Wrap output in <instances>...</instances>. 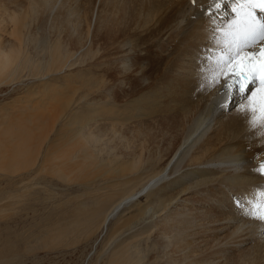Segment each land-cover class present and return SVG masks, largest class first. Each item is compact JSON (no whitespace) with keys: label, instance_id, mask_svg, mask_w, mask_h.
I'll list each match as a JSON object with an SVG mask.
<instances>
[{"label":"bare ground","instance_id":"bare-ground-1","mask_svg":"<svg viewBox=\"0 0 264 264\" xmlns=\"http://www.w3.org/2000/svg\"><path fill=\"white\" fill-rule=\"evenodd\" d=\"M237 1L0 0V86L24 85L0 102V225L35 189L49 202L30 211L54 207L44 243L85 224L86 240L112 243L107 264H131L142 246L155 247L145 264H264V221L242 211L264 199V128L238 111L259 85L209 86L207 57L224 50L218 29ZM58 17L64 41L50 21L48 60L15 74L25 33Z\"/></svg>","mask_w":264,"mask_h":264},{"label":"rangeland","instance_id":"rangeland-1","mask_svg":"<svg viewBox=\"0 0 264 264\" xmlns=\"http://www.w3.org/2000/svg\"><path fill=\"white\" fill-rule=\"evenodd\" d=\"M62 18V17H61ZM54 19V18H53ZM53 19H51V20H46V23H45V25H44V23L42 24L43 26H41L40 25V23H38V20H37V23H34V25H32V27L28 30L29 32H26L25 33V36H24V40L25 41H23V43H24V49H22L21 50V52H22V55H21V52H20V54L18 55V62L19 61H24V60H26L27 62H26V64L27 65H25L23 62H19V65L18 66H15V68H16V71L14 72V71H12V72H14L15 74L17 73V75H21V73H22V71L20 70L21 68L24 70L25 69V66H29L30 68H31V71L32 70H34V65L33 64H38V61H40V62H46L47 60H48V57H49V55H50V51H51V49H52V47H51V44L52 43H49V42H52L53 40V38L54 37H56V35H55V33H54V31H56V29L58 30V31H60V29H61V26H59V25H61V24H64L63 23V21H62V23H60L61 22V19H60V17H58V19L59 20H56V21H53ZM55 19H57V18H55ZM63 20V19H62ZM50 21H52L51 23H50ZM58 21H60V22H58ZM54 23V24H53ZM57 23V27L55 26V24ZM59 23V24H58ZM48 24V25H47ZM49 24H51V26L53 25V27H55L54 29H50V28H52L51 26H49ZM38 27L40 28L39 30H38ZM43 29H42V28ZM64 27V26H63ZM63 27H62V30H63ZM46 29V30H45ZM67 28H65L64 29V31H60V36L58 35V33L59 32H57L56 34L59 36V37H57V38H59L61 41H64V39H62L63 38V35L64 36H66V32L68 33L69 31L68 30H66ZM47 30H49V31H47ZM51 30H54L53 31V33H54V35H53V33L51 32ZM49 32H51L52 33V35H49V34H51V33H49ZM61 32H64V33H61ZM48 33V34H47ZM62 34V35H61ZM41 35V36H40ZM48 36V37H47ZM62 36V37H61ZM50 37H51V39H50ZM50 40V41H48V39ZM65 38V37H64ZM52 40V41H51ZM36 42V43H35ZM48 42V44H46ZM65 43H67L66 42V40H65ZM45 45H47V46H45ZM49 45V46H48ZM36 46V47H35ZM44 46L45 47H47V48H45L44 49ZM48 47H50L51 49L49 50V48ZM43 49V50H42ZM48 49V50H47ZM34 51H35V53H34ZM47 51H49V53L47 52ZM43 52V53H42ZM31 53V54H30ZM44 53H46V54H44ZM47 55V56H46ZM43 56H44V58H43ZM26 57V58H25ZM42 58V59H41ZM31 60V61H30ZM44 60V61H43ZM22 63V64H21ZM22 66H21V65ZM25 66H24V65ZM44 64V63H43ZM32 66H33V69H32ZM24 67V68H23ZM29 67H27V69L26 70H24L23 71V73H22V75L24 74V75H31L33 72H31V71H29L30 70V68ZM19 68V69H18ZM15 70V69H14ZM17 70H19L21 73L19 74V71H17ZM35 71V70H34ZM29 72H31V73H29ZM29 73V74H28ZM15 74H13L12 73V77H17ZM12 77H10V78H12ZM19 77V76H18ZM16 79V78H15ZM14 80V79H13ZM8 81V80H7ZM14 81H16V80H14ZM9 82V81H8ZM8 82H6V85H8ZM12 82V80H10V82H9V89H10V92H9V94L7 95V96H5V98L3 97V99L0 101V102H2L4 99H5V101L6 102H11L12 101V99L13 100H15V98L14 97H17L18 98V94L17 93H19L20 92V90H18V86H19V88H20V86L21 85H17V84H15V86L14 85H12L13 84V82ZM11 83V84H10ZM10 85H12L11 87H10ZM17 85V86H16ZM8 86H2L3 87V89L5 88H8ZM22 86H24V85H22ZM21 86V87H22ZM1 87V86H0ZM1 87V88H2ZM14 87V88H13ZM11 88H13L12 90H11ZM32 88V89H31ZM31 88H29V95H30V97L31 96H38V90H36V88H38V87H31ZM16 90V91H15ZM36 90V91H35ZM32 93V94H31ZM13 95V96H12ZM29 97V98H30ZM16 98V99H17ZM20 100H22V99H20ZM32 100H36L35 98L34 99H32ZM114 144V146H116L115 145V143L116 142H113ZM117 147V146H116ZM115 148V147H114ZM116 149V148H115ZM117 149H119L120 150V148L119 147H117ZM40 191L41 190H35V189H33V191H31L30 192V196L29 197H31L30 199H28V201L30 202L29 204H31L32 206H38V204H40V203H42L43 204V202H45V204L44 205H46V204H48V197H47V194L44 192V193H42L41 192V194H40ZM33 192V193H32ZM36 194H35V193ZM37 192H39V193H37ZM80 193V192H79ZM35 194V195H34ZM40 194V195H39ZM46 195V196H45ZM59 195V193L57 194V196ZM38 196H39V198H38ZM89 196V195H88ZM82 197H85L84 195L82 196ZM36 198V199H35ZM45 198V201H43V199ZM38 199L40 200V201H38ZM34 200V201H33ZM38 203H37V202ZM42 201V202H41ZM48 201V202H47ZM67 201V200H66ZM33 202V203H32ZM35 202V203H34ZM69 202V201H68ZM18 204V203H17ZM29 204H27V206L26 205H24V204H22L21 205V207H23V205H24V208H22V209H24V210H27V211H24L23 212V210L21 209V212H20V215H19V217L20 218H17V215H12L11 216V219H10V221H11V224H10V222H9V226H7V228H5L4 226H2V225H0V227L2 228H0L1 230H0V246L1 247H4V246H7L9 243H10V241L12 242V244H13V248H12V250L11 251H13L12 253V255H14L13 256V258H11V257H8L7 256V259L8 260H5V261H0V264H7V262H8V264H107V262H108V260H110L108 257H106L107 255L106 254H108V252H109V249H110V245L112 244V243H107L105 246H104V248L103 247H100L99 246V244H98V242L97 241H95L93 238H91V240L89 241V240H86L87 238H86V235L85 234H82V235H80V233H78L79 231H80V229H79V227H85V224H83V226H81V225H79L78 226V224L76 225V227H73V230H71L70 231V234H72V235H70V234H67V235H69V240H68V236H66V235H64L63 236V238H60L58 241H56L55 242V240H54V242L56 243H53V241H52V243L51 242H46V243H44V240H43V238H41L43 235H44V230H48V227L50 226H48L47 227V229H45V226H46V222H48V220L47 219H44V218H49L48 216H53V213H51V212H53L54 211V207H45V209L46 210H42L43 212H41V210L40 209H36V211L34 210V212L33 211H30L29 209H31V205H29ZM19 205H20V203H19ZM19 205L18 206H16V207H19ZM66 205V203L64 204V206ZM27 208H26V207ZM35 206V207H36ZM41 206H43V205H39V207H41ZM63 206V205H62ZM49 209V211H47ZM53 209V210H52ZM29 210V211H28ZM40 212V214H39V212ZM6 212H8L7 213V215H9L10 214V212L9 211H4V213H5V215H6ZM4 213L2 214V212L0 213L2 216H0V218L2 217V218H4L3 216H5L4 215ZM22 213V214H21ZM33 213H34V215H33ZM45 213V214H44ZM47 213V214H46ZM35 214H38V215H35ZM49 214V215H48ZM22 215V216H21ZM46 215H48V216H46ZM31 217V218H30ZM35 217V218H34ZM42 217V218H41ZM1 218V219H2ZM10 218V217H9ZM26 218V219H25ZM37 218V219H36ZM21 219V221L22 222H20L19 220ZM31 219V220H30ZM34 221H33V220ZM46 222H45V221ZM5 221V220H4ZM40 221V222H39ZM29 222V223H28ZM34 222H36V223H34ZM45 222V223H44ZM15 224H17V225H15ZM10 225H11V228H10ZM29 226V227H28ZM32 226V227H31ZM37 226V229H32V228H35V227ZM78 226V227H77ZM3 228H5V230H3ZM10 228V229H9ZM41 228V229H40ZM50 228V227H49ZM7 229V230H6ZM40 230V232H39V230ZM4 232H3V231ZM9 230H10V232H9ZM77 230V231H76ZM6 231H8V232H6ZM43 231V232H42ZM75 231L77 232V233H75ZM6 232V233H5ZM23 232V233H22ZM39 234V235H37V234ZM42 235H41V234ZM68 233V232H67ZM12 234V235H11ZM34 234H36V235H34ZM85 235V236H84ZM12 236H13V238H12ZM36 236H39V237H36ZM74 237L75 239L74 240H72V239H70V237ZM9 237V238H8ZM24 237V238H23ZM27 237V238H26ZM67 237V238H66ZM71 237V238H72ZM12 238V239H11ZM66 238V239H65ZM2 239V240H1ZM8 240V242H7V240ZM10 239V240H9ZM80 241H79V240ZM84 239V240H83ZM94 241H93V240ZM6 240V241H5ZM19 240V241H18ZM62 242H61V241ZM72 240V241H71ZM76 240V241H75ZM4 241H5V243L6 244H3L4 243ZM15 242V243H14ZM17 242H19L18 244H17ZM21 242V243H20ZM31 242V243H30ZM35 244H34V243ZM43 242V243H42ZM67 242V243H66ZM73 242V243H72ZM38 243V244H37ZM16 244V245H15ZM44 244H46V247H45V245ZM47 244H49V246L47 245ZM50 244H53V245H50ZM75 244V245H74ZM18 245V246H17ZM37 245V246H36ZM59 245V246H58ZM63 245V246H62ZM17 246V247H16ZM26 246V247H25ZM33 246V247H32ZM48 246V247H47ZM66 246H68L67 247V249H65V251H64V249L63 248H66ZM53 247H54V249H53ZM96 247V248H95ZM21 248V249H20ZM34 248H35V250H34ZM41 248H43V249H41ZM45 248V249H44ZM48 248H50V249H48ZM59 248V249H58ZM70 248V249H69ZM20 249V250H19ZM28 249H30V250H28ZM48 249V250H47ZM58 249V250H57ZM69 249V250H68ZM108 249V250H107ZM53 250V251H52ZM62 250V251H61ZM141 250H142V252H141ZM15 251V252H14ZM131 251V252H130ZM129 251V257H131L132 259H133V262H132V259H131V264H145L146 262H145V259H146V257H147V254L148 253H150V251L151 252H154L155 251V247L153 246V247H151V248H149L148 250L147 249H145L143 246L141 247V249H139L138 250V252H136V253H133L134 251H132V250H130ZM25 252V253H24ZM40 252V253H39ZM46 252V253H45ZM56 252H58L57 254H56ZM17 254V255H16ZM54 254H56V255H54ZM136 254H137V256H136ZM28 256V257H27ZM136 256V257H135ZM20 257V258H19ZM135 259H134V258ZM141 257V258H140ZM11 258V259H10ZM10 259V260H9ZM13 259V260H12ZM15 259V260H14ZM108 259V260H107ZM143 259H144V261H143ZM25 260V261H24ZM141 260V261H140ZM12 261V262H11ZM236 260H231V261H229V263H227V264H236L237 262H235ZM10 262V263H9ZM138 262H140V263H138ZM141 262H143V263H141ZM231 262V263H230Z\"/></svg>","mask_w":264,"mask_h":264},{"label":"snow or ice","instance_id":"snow-or-ice-1","mask_svg":"<svg viewBox=\"0 0 264 264\" xmlns=\"http://www.w3.org/2000/svg\"><path fill=\"white\" fill-rule=\"evenodd\" d=\"M195 5L197 0H191ZM219 7V3H216ZM253 8L264 11V0H246V3L234 8L237 17L226 29H218L223 34L224 50L216 56H209L210 65L209 86L221 84L222 78L228 81L224 86L231 92L238 89L243 96L249 91V85L259 81V86L250 91L246 103H242L238 111L251 113V127L264 128V22L258 20ZM250 50V49H256ZM204 71V69H201ZM258 172L264 175V162H261ZM264 197V192L259 193ZM250 208H242L246 216L264 221V199L249 201ZM239 206V205H238Z\"/></svg>","mask_w":264,"mask_h":264}]
</instances>
